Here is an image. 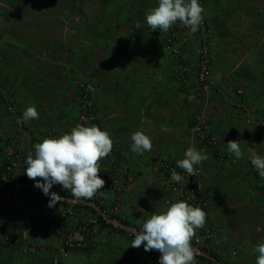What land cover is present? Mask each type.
<instances>
[{
    "label": "crops",
    "instance_id": "obj_1",
    "mask_svg": "<svg viewBox=\"0 0 264 264\" xmlns=\"http://www.w3.org/2000/svg\"><path fill=\"white\" fill-rule=\"evenodd\" d=\"M202 1L213 32L211 45L213 39L217 41L216 52L211 48L212 59L217 56V63L213 59L216 86L207 94L205 109L223 141L218 151L226 159L215 157L211 147L189 129L186 115L189 105L199 103L193 95L196 91L179 85L174 61L163 52L165 32L152 31L145 21L158 0L55 1L48 6L37 0H0V134L6 133L0 146H8L14 121L10 116V125V118L3 115L6 102L22 112L35 105L39 117L27 122L36 133L38 126L44 132L42 124L64 133L71 131L79 117L78 92L71 77L79 76L90 88L94 117L113 138L112 150L126 157V166L133 174L140 169L129 187H133L135 196L148 198L150 212L162 211L160 199L168 196L163 183L156 188L144 185L149 174H154L152 157L177 161L192 145L208 155L201 163L202 180L213 190L214 199L216 195L223 204L228 200L238 202V188L245 185V197L252 199L240 203L258 200V189L251 196V187L264 185V178L249 156L250 150L264 155V129L247 126L241 120L237 115L241 112L226 98L224 91L228 90L223 87H227L228 79L242 81L247 98L258 111L251 116L264 119V3ZM180 26L184 27L181 35L191 44L189 31ZM239 104L246 105L244 100ZM138 130L152 139V150L143 155L130 147L131 135ZM229 140H240L242 158L228 152ZM261 200L263 205L264 197ZM129 214L130 219L136 216L135 211ZM259 232L257 235L264 238V231ZM239 235L250 239L248 233H238L236 238L241 240ZM117 236L103 230L88 240L83 252L70 250L58 264H118L120 252L131 243H117ZM0 237V264H53L59 255L60 240L45 236L39 229L13 228ZM250 240V244L241 240L244 247L251 248V254L243 258L246 264H256L258 253L253 248L259 241ZM132 252L139 262L147 254L143 246Z\"/></svg>",
    "mask_w": 264,
    "mask_h": 264
},
{
    "label": "rangeland",
    "instance_id": "obj_2",
    "mask_svg": "<svg viewBox=\"0 0 264 264\" xmlns=\"http://www.w3.org/2000/svg\"><path fill=\"white\" fill-rule=\"evenodd\" d=\"M38 2H42L45 3V5H50L55 1H59V2H76L80 1V0H37ZM263 1V2H262ZM262 3H264V0H261ZM201 5L203 6V1L201 0ZM264 11V10H263ZM205 12V11H204ZM204 17L206 18L208 23V17L206 14H204ZM181 23L177 22L176 24H174L167 32H165L164 34V40L165 42L163 43V52L165 54H168V56H170V58L174 61V65H175V73H176V78L179 81V85L182 86V88H188L189 87H185V83L182 80V73L180 72V70L182 69H186L189 68V71L186 72V77L189 79L190 81V85L193 84V77H194V72L197 68L196 62H197V58L196 56V50L197 47L199 45V37H198V33H192L190 31V29L188 27L187 30L189 31V38L190 40H192L191 44L186 43L185 39L183 38V36L181 35V27L180 26ZM209 25V23H208ZM180 26V28H179ZM209 27L211 28V26L209 25ZM209 27H207L209 29ZM212 31V29H211ZM174 32V39L172 40V44L171 46L169 45L170 43L167 44V37L169 35V33ZM191 34L193 35L191 37ZM211 35L213 37V32H211ZM212 41V39H211ZM211 44V43H210ZM217 45V41L215 39H213V44L211 45V48L214 52H216L215 46ZM212 50L210 49L211 52V57H212ZM213 59L216 61L217 63V56ZM213 59H212V65H213ZM214 66H212V70H211V78L213 79V71H214ZM73 82L74 80H79L80 82H83L85 84H87L86 82H84L85 80L82 79L79 76H73L71 77ZM241 83H236L233 82L232 79H228L226 81V85L227 87H223L224 89L228 90V92L224 91V94L226 96V98H228L232 104V106L236 107L239 109V111L241 112V114H237L241 116V120L247 124V126H251L254 128H258V129H264V119H258L255 117H252L251 114L252 112H258L257 108H255L256 106L254 105V103L247 98V93L246 91H244V87L243 86V82L240 81ZM74 83V82H73ZM214 84H216V81H214ZM212 84L213 86L211 87V90L216 86ZM76 86V84H74ZM221 86H219L220 88ZM77 88V86H76ZM229 88V89H228ZM90 90V88H89ZM210 91V90H209ZM209 91L205 94L204 92H194V98L195 100H198V104H191L188 106L189 111H188V116L186 115V118L188 120V124H189V129L192 133V135H194L197 139H199L200 142L205 143L207 145H209V147H211V149L213 150L212 153L214 154V156L216 157V155L218 157H221L224 159L227 158V156L222 155L221 152L218 151V149L220 148V145L222 146V139L220 138L219 135H217V133L214 131V126L212 125L213 121L208 117V113L205 109V104L208 100V95ZM77 92L79 94L78 88H77ZM261 94H264V92H261ZM90 99H91V91H90ZM206 99V100H205ZM243 100L245 101L246 105L244 104H239V102H243ZM254 100V99H252ZM236 101V102H235ZM7 103V102H6ZM6 103L4 104L3 110L5 113H3L4 116H8L10 118V125H11V120L12 118L10 116L14 117V121L12 123V129L9 130L8 133H10L8 135L7 138V147L6 148H16L18 146H21L20 150H22V152H30V150L28 149L27 145H28V139H30L31 141L36 140L37 143L40 142L43 138L45 137H50V136H60L62 134H64V132H62L61 130H57L51 126L46 127V125L49 124H42V127L45 128L44 132L41 131L40 127L38 126V132L36 133L34 130H32V124H30L29 122H25L22 119V109L20 110L19 108H15V106L13 105V108H15V115L11 114L9 112H7L6 110ZM12 104V103H11ZM91 105H92V100H91ZM77 108H78V99H77ZM94 107L92 105V113L94 115ZM79 110V108L77 109ZM194 112H198V114L201 117L200 122L202 121L205 127V131L206 134L204 133L203 136L204 138H202V140L197 137L191 130L190 126L192 125V118H193V114ZM260 117V115H257ZM18 118L22 121L20 123L17 124V120ZM95 118V117H94ZM96 119V118H95ZM78 124H86L89 126V124L87 123V119L81 117V113L79 110V117L77 118ZM96 121L98 122V120L96 119ZM98 126L101 128V124L98 122ZM201 124V123H200ZM102 129V128H101ZM204 129V128H203ZM22 130H25L29 133V138L27 135H23L21 133ZM51 131V133H49ZM70 132V131H69ZM5 134H0V141H1V137L5 136ZM211 138V140L214 141V143L212 142H208V139ZM9 140V143H8ZM1 143V142H0ZM4 148H2L0 146V167L2 165V163H4L6 161V153L4 152ZM216 152V153H215ZM120 154V156L123 158V160H120V164L122 165V167L126 166V157ZM221 160V161H223ZM23 166L21 167V169L16 168L12 171V175L15 176V179L11 182V183H6L4 184V182L0 179V212L3 216H0V218H5V219H12V220H17V226H13V228H17V229H36V228H32L31 225L25 226V225H20L19 221L20 220H24V219H32L34 217H37L39 219H41L43 221V226L39 227V230L43 231V234L45 235V230L46 227H48L50 224H53L55 226L60 227V229H62L63 232H69V230L72 228L73 226V220L74 219H68L66 220V222L61 218V215L63 213L64 210H66V208L68 209V206H65L67 204V197L72 196L71 192L65 190L62 188L61 185L56 184L53 185V187L50 189V191L56 192L58 195H60L62 198L60 202H57V204L50 208L48 207V201L50 199V197L48 196H43V192L41 193H34L32 191V188L29 187V183L30 182H35L31 179H29L26 175V173L24 172V168L27 167L26 163L24 160H22ZM201 166V164H200ZM202 167V166H201ZM129 168V167H127ZM136 171L135 174H138V170H140L139 168L135 169ZM152 172V171H151ZM130 173L132 174V181L135 180V174H133L131 171ZM131 174H129L131 176ZM140 174V173H139ZM204 175V170L202 168L201 171V177L203 178ZM39 179V178H37ZM152 179V180H151ZM151 180V181H149ZM131 181V183H132ZM42 182V181H41ZM203 183V180H202ZM204 184V183H203ZM243 184V183H242ZM141 185V184H139ZM144 185L146 186H154L155 188L158 186H161V182L160 180H158L154 174H149L148 179L144 180ZM241 185V183H240ZM245 185L240 186L238 188V192L241 196L240 200L238 202H234L231 200H228L226 204H223L219 201H217V197L215 195V199L213 198V201L210 203V207H209V215L211 217L212 223H213V231H214V238L212 241V245H210V250H212L213 253V258L215 260L216 264H246V260H244V255L247 254H251V248L248 249L249 247H244L243 243L241 240H243L244 242H247V244L251 243L250 239L253 240H258L260 241H264V238L261 237L263 234L261 235H257V233H261L259 231H257V228L259 227L260 229H262V231H264V204L262 205V203L260 204L259 201L262 202V197H264L262 195V193H264V185H257L254 184L252 185V191L253 194L251 196L256 195V189H258L257 195L260 197L258 200H252L254 202H250L249 204H241L240 202L242 200L244 201H251V199L249 197H245ZM260 189V190H259ZM131 191H133V187H128L127 191L125 192V194L120 196V209H119V215L124 217V220H127V218L130 217L131 212L135 211V217H133L137 223H141L143 224L144 220L146 218H148L153 212H150V209L148 208V198H142V196H135ZM248 192V191H247ZM261 195V196H260ZM70 201H72L71 199H69ZM142 201H143V205H142ZM165 197L160 199V204L162 208V211L165 210L168 205L165 204ZM150 202V201H149ZM65 204V205H64ZM106 209L108 208V204L104 203ZM78 205H76L73 209H71V212L75 213V216H83V215H89V210L85 209V208H91V206L86 205V206H82L79 205V208H77ZM124 208L126 210H124ZM139 208H141V211H138ZM224 210V212L222 211ZM128 212V213H125ZM213 213L216 214L213 215ZM63 220L62 224L60 223V221ZM56 223H58V225H56ZM113 229V230H112ZM103 230H107L109 232L115 233L116 235H118V239H117V243H131L134 238H128V236H126L125 234H123L120 231H117L116 229L112 228V227H103L102 229H100L98 231L97 234H99L100 232H102ZM245 232L248 233L250 235V239L244 238L242 235L241 236V240L236 238V235L239 233L240 234ZM96 234V235H97ZM54 238L55 236H57L56 234H51ZM46 236V235H45ZM95 236V235H94ZM108 236V235H107ZM57 238L60 240V245L63 242L62 238H59L57 236ZM74 238L76 240H79L80 236L74 232ZM91 238H93V236H91ZM109 238V236L107 237ZM258 238V239H257ZM262 238V239H261ZM11 241V240H10ZM85 242V246H75V247H71L70 250L73 251V249L77 250V252L82 251L83 249L87 248V240H84ZM257 242V241H256ZM245 243V245H247ZM142 246V245H141ZM60 247V246H59ZM132 247L131 246H126V248H123L122 251L120 252V259L118 260V264H158L157 261H159V256L160 253L156 252L155 257L152 259L148 254L144 255L143 261L139 262V260H137L136 257H134L133 252H132ZM69 250V251H70ZM69 251H67V253H69ZM149 253L151 251H148ZM147 252V253H148ZM59 253L62 254V252ZM74 253V252H71ZM115 254V253H114ZM68 255V254H67ZM64 256V258H66V256ZM58 256V255H57ZM63 256V255H62ZM59 258V256H58ZM206 260L205 263L202 264H213L211 263V259H207L205 257H202ZM211 261V262H210ZM60 262V260H58L57 262L53 261V264H58Z\"/></svg>",
    "mask_w": 264,
    "mask_h": 264
},
{
    "label": "clouds",
    "instance_id": "obj_3",
    "mask_svg": "<svg viewBox=\"0 0 264 264\" xmlns=\"http://www.w3.org/2000/svg\"><path fill=\"white\" fill-rule=\"evenodd\" d=\"M203 13L204 8L199 0H158L157 6L147 12L145 21L152 31L159 29L167 32L180 22L195 33L202 23ZM38 117L34 104L22 113L23 121ZM17 122L22 121L18 118ZM33 147L34 154L29 152L24 172L29 179L35 181V187L50 197L48 207H54L62 199L56 192L50 191L56 184L71 192L77 200L92 199L104 189L105 181L99 175L100 162L113 149V138L108 130L95 124H76L70 132L45 137ZM130 147L131 151L143 155L152 150V139L144 131H135L131 135ZM227 150L238 159L244 155L240 140H229ZM207 159L206 151L198 150L192 145L184 151V158L177 160L176 164L188 176L194 177L197 172L195 166ZM249 159L260 177L264 178V155L250 150ZM171 179L178 183H183L184 180L175 169L171 171ZM205 223L206 213L203 209L184 200H177L165 210L153 212L146 218L141 230L134 231L135 239L130 245L133 248L143 245L146 252L158 251L159 264H196L198 250L192 246V240L196 236V230L203 228ZM261 230L257 228V231ZM253 252L258 253L256 264H264V241L258 242ZM62 258L64 256L61 260Z\"/></svg>",
    "mask_w": 264,
    "mask_h": 264
},
{
    "label": "built area",
    "instance_id": "obj_4",
    "mask_svg": "<svg viewBox=\"0 0 264 264\" xmlns=\"http://www.w3.org/2000/svg\"><path fill=\"white\" fill-rule=\"evenodd\" d=\"M201 4V0H199ZM207 20L203 15V20L198 30L199 45L196 50L197 58V68L194 72L193 84L190 85L189 79L186 77V72L189 71V68L182 69V80L185 83V87H189L196 92H204L205 94L211 89L214 84V79L211 78V69H212V57H211V28L209 27ZM209 27V29L207 28ZM175 33H169L167 37V44L171 46L172 40ZM79 91L78 94V108L81 113V117L87 119V123L90 125L95 124L99 125L94 115L92 113V105L90 99V90L89 86L79 80L73 81ZM7 112L15 115V108L11 102L6 103ZM201 117L198 112H194L192 118V125L190 126L192 132L199 137L201 140L204 138L203 134H206L205 127L201 121ZM18 121V120H17ZM201 123V124H200ZM18 124V122H17ZM20 126V123H19ZM99 127V126H98ZM204 128V129H203ZM23 135L29 133L25 130H22ZM51 133V131L49 132ZM207 135V134H206ZM214 143L211 138L208 139V142ZM37 143L36 140L31 141L28 139V149L34 154L33 145ZM21 146L16 148H5L4 152L6 153V161L2 163L0 167V179L6 183H11L15 176L12 175V171L16 168L21 169L23 166L22 160L26 161L28 152H22L20 150ZM120 160L123 158L117 152L113 151L110 155L104 158L101 163V171L99 173L100 177L105 181L104 189L99 191L92 199H80L77 200L73 196L67 197V204L69 208L63 211L61 218L66 222L68 219L73 220V226L69 232H63L60 227L50 224L46 227L45 235L56 234L59 238L63 239L62 244L60 245V256L58 258L54 257L53 261L57 262L61 259L62 255H67V251L71 247L75 246H85L84 240H89V236H94L98 233L103 227H112L117 231L122 232L128 238H134V231L139 232L142 228L141 223H137L135 219L127 218L124 220L123 216L119 215L120 209V196L125 194L128 187L132 181V174L127 166L122 167ZM154 175L160 180L161 183L165 184L168 188V196L165 198V204L169 206L170 203L176 202L177 200H184L192 206H199L206 213V223L203 228L196 230V236L192 240V246L198 250V254L195 257L196 264L205 263L207 259H211V263L216 264L213 258V251L210 250V245L214 238L213 223L211 217L208 213L210 203L213 201L214 192L211 188L205 186L202 183L201 171L202 167L196 165V175L194 177L188 176L187 173L179 168L176 164V161L168 159L162 156H153L151 159ZM26 167L24 168L25 171ZM175 169L183 178V183H178L171 179V171ZM131 174V176L129 175ZM35 182H30L29 187L32 188L34 193H41L42 190L35 187ZM198 185V186H197ZM199 187V189H198ZM45 197V195L43 194ZM64 199V198H62ZM71 199L72 201H70ZM104 203L108 204L106 209ZM76 205L79 208V205L86 206L89 205L91 208H85L89 210V215L75 216V213L71 212ZM63 220L60 221L62 224ZM20 225H31L32 228L38 229L43 226V221L37 217L32 219H24L19 221ZM17 220H8L5 218H0V236H3L5 230L13 229V226H17ZM113 230V229H112ZM74 232L77 233L80 238L76 240L74 238ZM56 236V237H57ZM1 238V237H0ZM2 240V239H1ZM3 241V240H2ZM39 244L35 245L37 248ZM143 246V245H142ZM158 251L152 250L147 254L153 259L155 254Z\"/></svg>",
    "mask_w": 264,
    "mask_h": 264
},
{
    "label": "trees",
    "instance_id": "obj_5",
    "mask_svg": "<svg viewBox=\"0 0 264 264\" xmlns=\"http://www.w3.org/2000/svg\"><path fill=\"white\" fill-rule=\"evenodd\" d=\"M56 225H58V223H56ZM25 226H27V225H25ZM88 239H91V236H89V238ZM88 242V241H87Z\"/></svg>",
    "mask_w": 264,
    "mask_h": 264
},
{
    "label": "bare ground",
    "instance_id": "obj_6",
    "mask_svg": "<svg viewBox=\"0 0 264 264\" xmlns=\"http://www.w3.org/2000/svg\"><path fill=\"white\" fill-rule=\"evenodd\" d=\"M212 70V69H211Z\"/></svg>",
    "mask_w": 264,
    "mask_h": 264
}]
</instances>
